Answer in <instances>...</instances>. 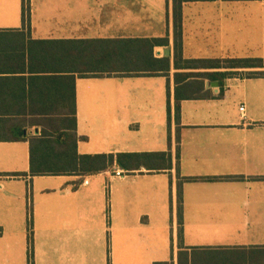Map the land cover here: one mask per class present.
Here are the masks:
<instances>
[{
    "label": "crops",
    "instance_id": "1",
    "mask_svg": "<svg viewBox=\"0 0 264 264\" xmlns=\"http://www.w3.org/2000/svg\"><path fill=\"white\" fill-rule=\"evenodd\" d=\"M213 1L182 4L184 58H219L205 52L225 25L208 14ZM249 3L264 33V0ZM164 37L152 56L169 57L166 75L124 62L113 72L141 74L81 77L49 48ZM173 60L172 0H0V103L27 114L3 117L67 118L74 91L76 132L86 137L78 154H165L158 169L140 164L125 177L113 175L117 164L84 177L30 176L28 142L0 141V264H28V195L32 264H178L180 251L187 264H264V76L249 75L264 67L176 83V72L192 70ZM225 176L239 178L185 180Z\"/></svg>",
    "mask_w": 264,
    "mask_h": 264
},
{
    "label": "trees",
    "instance_id": "2",
    "mask_svg": "<svg viewBox=\"0 0 264 264\" xmlns=\"http://www.w3.org/2000/svg\"><path fill=\"white\" fill-rule=\"evenodd\" d=\"M198 0H172L173 31H174V60L175 69H188L192 71L176 72V83L189 78H207L212 82H222L235 68H260L264 67V61L257 59L234 58H184L182 55L181 22L182 4ZM25 16V9H23ZM24 21H25V17ZM51 50L62 54L64 69L77 73L81 77H103L115 74H141V73H116L114 68L123 67V63L135 64L138 67H158L161 74H168L170 69L169 57L156 59L152 56L155 45L165 46L168 38L156 40H58L52 41ZM57 49V50H56ZM128 52L131 53L130 56ZM208 70V71H207ZM143 74H156L149 72ZM250 76H264V71L250 72ZM24 105H10L0 103V141L17 142L27 141L29 146V174L37 175H80L81 177L98 174L111 169L114 164L124 168L126 172L139 168L145 164L159 168L162 165V152L157 153H102V154H78L77 142L86 139L76 132L75 99L74 91L71 98V111L67 118L62 119H26L9 118L3 116H26L23 112ZM168 118L170 112L167 105ZM175 118L179 116V98L175 95ZM38 129L39 132L35 130ZM34 131L31 133V131ZM14 175H20L18 173ZM235 176L225 177H199L185 178V180H229L237 179ZM177 221H178V245L181 248L182 239V214H181V190L180 182L177 184ZM30 240V231H29ZM31 241V240H30ZM31 248V243L28 249ZM28 264H32V249H30ZM186 251L178 253V264L183 262L182 256ZM164 264V263H154ZM172 264V263H171Z\"/></svg>",
    "mask_w": 264,
    "mask_h": 264
},
{
    "label": "rangeland",
    "instance_id": "3",
    "mask_svg": "<svg viewBox=\"0 0 264 264\" xmlns=\"http://www.w3.org/2000/svg\"><path fill=\"white\" fill-rule=\"evenodd\" d=\"M211 4L209 15L222 16L225 18L224 31H220L218 36L211 35V40L207 41L205 52L208 56L234 59H257L264 61V33L263 29L256 25L254 16L249 17L250 3L254 0H222L219 3ZM215 14H214V13ZM28 200V201H26ZM24 202L25 211L28 213L26 220V232L28 234V245L30 231L31 204L30 196ZM31 249V248H30ZM28 249L27 258H30Z\"/></svg>",
    "mask_w": 264,
    "mask_h": 264
},
{
    "label": "built area",
    "instance_id": "4",
    "mask_svg": "<svg viewBox=\"0 0 264 264\" xmlns=\"http://www.w3.org/2000/svg\"><path fill=\"white\" fill-rule=\"evenodd\" d=\"M241 111H243V105H241L240 106V108H239ZM113 175L114 176H116V177H125V175H126V171L125 170H123V169H121V168H119V167H115L114 169H113ZM84 183L86 184L87 183V180H84Z\"/></svg>",
    "mask_w": 264,
    "mask_h": 264
},
{
    "label": "water",
    "instance_id": "5",
    "mask_svg": "<svg viewBox=\"0 0 264 264\" xmlns=\"http://www.w3.org/2000/svg\"><path fill=\"white\" fill-rule=\"evenodd\" d=\"M164 54H165L166 56L169 55V49H165Z\"/></svg>",
    "mask_w": 264,
    "mask_h": 264
}]
</instances>
